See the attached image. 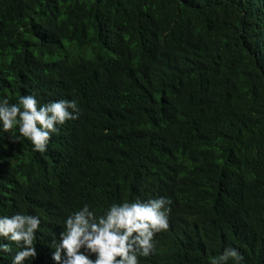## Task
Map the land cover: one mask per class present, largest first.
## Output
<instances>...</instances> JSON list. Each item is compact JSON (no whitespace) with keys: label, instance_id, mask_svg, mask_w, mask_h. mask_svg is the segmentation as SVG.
I'll list each match as a JSON object with an SVG mask.
<instances>
[{"label":"trees","instance_id":"trees-1","mask_svg":"<svg viewBox=\"0 0 264 264\" xmlns=\"http://www.w3.org/2000/svg\"><path fill=\"white\" fill-rule=\"evenodd\" d=\"M25 94L78 108L43 153L0 130V215L41 217L33 264L83 205L158 196L140 264H264V0H0V97Z\"/></svg>","mask_w":264,"mask_h":264},{"label":"clouds","instance_id":"clouds-1","mask_svg":"<svg viewBox=\"0 0 264 264\" xmlns=\"http://www.w3.org/2000/svg\"><path fill=\"white\" fill-rule=\"evenodd\" d=\"M75 100L42 103L36 95H21L14 103L0 97V130L18 132L14 143L27 139L32 151L43 153L58 126L77 118ZM171 200L165 196L123 200L97 215L88 204L67 215L58 243L51 252L53 264H140L154 254L157 233L169 229ZM42 220L38 215L17 212L0 215V264L11 254L10 264H33L38 257L35 240ZM12 242L18 248L13 254ZM240 264L241 252L226 247L211 264Z\"/></svg>","mask_w":264,"mask_h":264},{"label":"bare ground","instance_id":"bare-ground-1","mask_svg":"<svg viewBox=\"0 0 264 264\" xmlns=\"http://www.w3.org/2000/svg\"><path fill=\"white\" fill-rule=\"evenodd\" d=\"M155 95V94H154ZM171 189V188H170ZM177 204V203H176Z\"/></svg>","mask_w":264,"mask_h":264}]
</instances>
